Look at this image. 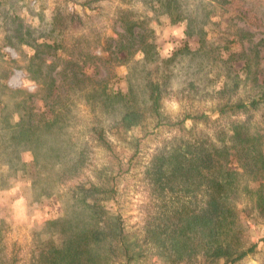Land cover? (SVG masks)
I'll return each instance as SVG.
<instances>
[{
    "label": "rangeland",
    "instance_id": "1",
    "mask_svg": "<svg viewBox=\"0 0 264 264\" xmlns=\"http://www.w3.org/2000/svg\"><path fill=\"white\" fill-rule=\"evenodd\" d=\"M119 9L132 11L152 31L148 42L154 43L156 55L151 53V60H143L140 52L112 59L109 39L121 32ZM176 13L183 15L180 21ZM204 37L206 48L167 62L184 46L199 49L198 39ZM263 38L264 0H0V264H127L118 248L112 255L108 244L92 240L84 258L69 252L104 222L113 226L118 214L135 253L129 264H207L202 254L178 256L169 240L177 235L189 247L208 240L205 229L192 221L205 207V184L196 189L182 176L169 174L160 185L148 169L159 152L171 156L187 139L219 143L239 122L261 137L264 153V106L247 113L211 112L228 99H251L253 81L245 80L244 62L228 55ZM55 43L63 47L57 55L66 57L77 43L76 52L92 50L94 59L75 78L69 70L55 73L60 62L55 74H48L45 68L54 54L42 45ZM36 50L40 59L33 58ZM261 51L253 70L264 71ZM165 68L170 73L161 105L168 121L202 112H211L209 119L157 129L147 119L128 131L116 125L127 102L149 114L146 82L160 78ZM230 75L239 81L237 93L219 99L215 91L230 82ZM257 75L259 83L263 76ZM52 76L56 82L49 88ZM188 83H193L189 89ZM92 127L104 130L112 151L95 140ZM174 159L164 160L163 171L173 169ZM119 164L126 173H118ZM83 184L105 190L115 186L117 194L113 199L85 197L78 193ZM250 199L242 192L237 201L244 247L264 237V218ZM94 204L100 215L90 207ZM181 229L184 238L178 235ZM155 230L162 232L158 240ZM235 264H264V243Z\"/></svg>",
    "mask_w": 264,
    "mask_h": 264
},
{
    "label": "trees",
    "instance_id": "2",
    "mask_svg": "<svg viewBox=\"0 0 264 264\" xmlns=\"http://www.w3.org/2000/svg\"><path fill=\"white\" fill-rule=\"evenodd\" d=\"M117 12L121 32L116 33L117 39H109L112 43L111 48L113 51L110 54L112 59H117L116 56L122 54L121 60H124V58L129 57L130 55L132 56L136 54V52H140L143 55V60H151L149 59L151 58V53H153L154 56L156 55V53H154L155 45L153 42H148L152 31L145 27V21L138 18L132 11L126 9H119ZM175 15V18L179 21L181 20V17H183V15L178 13ZM187 27V34L189 36L193 35L189 22L187 23ZM238 38L241 39L242 36H238ZM220 39L223 40L224 38ZM198 42L199 49H194L192 51L189 47L184 46L176 51L167 62L171 63L179 54H195L208 46L206 45L207 41H205V37L203 39L199 38ZM76 45L77 43L70 48V55L67 54L66 57L57 55L58 50H63V47L60 44L42 45L46 50H52L54 54V60L52 59L51 63L45 68L46 72L48 74H51V72L54 73L56 69L55 65L60 62L59 66H61V69L55 73L66 74L67 70H69L75 78L78 74V70L94 59L92 50L76 52L77 50H74ZM262 46H264V38L260 39L252 48L246 50L242 49L240 53L233 52L228 55V58L237 57L242 60V63L244 62L242 70L245 80L247 81V78H250L251 81H253L252 91L254 94L251 96L248 103H244L240 99L231 103L228 99L225 102L219 103L211 110V112L216 111L217 114L220 115L225 114L227 111H242L247 113L249 111L257 110L260 106H264V71H260L259 68L252 69L253 63L257 61L256 55L260 54L262 52L261 49L264 48ZM207 53L210 54V51H205V54ZM39 55L40 52L36 50L33 58H39ZM61 63L64 64V67ZM257 72L258 74L261 73L263 76L259 83L257 81ZM158 73L159 71H157L156 75ZM169 73L170 69L165 68L160 71V78H150L146 82L149 101L148 109L146 110L149 113L148 115H144L145 112L134 109L132 105L127 102L125 103L127 104V107H125L120 113L121 116L116 125H119L123 130L128 131L143 126L147 119H150L151 124H153V129L163 126H180L187 121L194 123L207 121L211 112H202L196 115L187 113L183 117L177 118L173 123L168 121L170 118L163 113L161 100L168 88ZM80 74L81 77H84L82 73ZM153 74L155 73L153 72ZM166 74H168V76ZM231 76L232 75H230V78ZM50 80L51 81L47 84V87L49 86V88H52L55 85L56 79L52 76ZM229 81V83L225 82L219 90L215 91V94L219 99H223L224 95L231 96L232 94L237 93L239 88L238 79L235 81L234 77ZM81 83V81H76L74 84L79 85ZM191 84L193 83H188V89ZM117 96L121 95L116 94L114 97ZM126 96L127 94L125 96L122 95L121 98L125 99ZM29 97H31V95H29ZM44 97L47 98L46 94ZM65 104L68 103L65 102ZM90 130L98 143L108 151H112L111 144L105 138L103 129H95L92 127ZM230 132L231 134L228 137L226 135L223 137H227V140L221 138L218 140L219 143H214L207 137L201 140L191 139V141L187 139L181 141L180 145L173 150L171 156H167L163 151L159 152L157 156L153 158L148 169L149 174L154 175L155 180L159 183L161 178L168 177L170 174L169 178L171 176H182L185 180L184 183L188 182L190 185L196 186V189L200 187L201 183L205 184V207L199 210L198 213L194 214L193 219H191L198 223V226L196 227L201 228L200 230L203 228L205 229L208 240L205 241L204 245L189 247V245L185 241H181L177 235H169L171 247L174 250L173 252L180 257L189 253L191 255L187 257L195 259L198 255L202 254L208 259L206 261L207 264H235L244 257L255 253L259 242L264 243L263 237L247 247L240 244L242 224L239 216L241 210L237 207L238 195L242 192L249 194L250 198H254V201L250 199L253 202L252 209H256L258 215L264 218V153L262 139L258 134L251 133L246 124L241 122L236 123ZM168 157L175 158V164L171 171L170 169L168 171H163L161 165L164 164V160L166 161ZM120 165L121 164L118 165V173H126L128 169L123 171ZM163 184L164 183H160V185ZM78 187V193L84 194L85 197H89V195L95 196L104 194L107 199H113L117 194L115 186H112L109 190L102 189L96 185L85 186L83 184ZM90 207L96 210V214H101V211H99L100 209L95 207V204ZM104 226H106V228ZM107 226L109 225L104 222V225H99L97 229L92 231V233H87L81 237L80 242L78 244H73V247L69 249V252L71 251L74 257H77L79 254L84 258L89 246L88 244L92 240L97 244H108L107 250L112 255L117 252L118 248L121 254L123 253L126 263H131L135 260V253L132 251V245L127 241V235L122 227L120 215H117L115 224L108 227L109 230H107ZM155 233L158 234L153 235L154 239L158 240L157 237L160 233L162 234V232L160 230L159 232L155 230L152 234ZM178 235L181 236L180 238H184L186 236V231L181 229ZM176 237L177 239H175ZM106 240H108V242ZM154 243L156 242L154 241ZM114 244H117L118 247ZM180 257L178 258L182 259ZM73 260L74 258L70 260V262L72 263ZM50 264L56 263H54L53 260H50Z\"/></svg>",
    "mask_w": 264,
    "mask_h": 264
}]
</instances>
